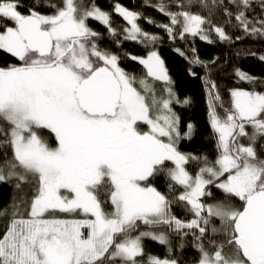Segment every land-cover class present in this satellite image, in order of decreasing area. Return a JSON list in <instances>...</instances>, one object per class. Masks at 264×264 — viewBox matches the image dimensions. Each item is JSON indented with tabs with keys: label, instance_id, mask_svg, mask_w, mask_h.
<instances>
[{
	"label": "snow or ice",
	"instance_id": "1",
	"mask_svg": "<svg viewBox=\"0 0 264 264\" xmlns=\"http://www.w3.org/2000/svg\"><path fill=\"white\" fill-rule=\"evenodd\" d=\"M253 3L199 0L207 16L185 10L194 0L153 6L169 17L158 26L170 39L188 34L212 43V33L233 40L210 19L217 9L245 35L264 37V0L259 18L248 15ZM21 7L19 0H0V20L11 24L0 23V50L18 61L0 66V183L14 182L17 190L26 183L32 195L0 209L7 217L0 264H184L172 255V236L180 249L191 238L195 264H264V90H257L264 77L234 68L237 82L250 87L230 88L225 107L208 79L218 58L194 55L190 63L206 70L218 155L184 153L179 141L190 139L195 126L182 133L173 104L191 99L179 98L159 53L124 54L146 69L138 78L121 67L119 54L101 47V33L88 23L106 26L116 45L122 37L150 48L161 37L142 29V13L119 3L105 11L96 0H34L27 14ZM113 14L127 27H113ZM190 161L198 165L195 174L186 167ZM160 175L167 194L153 184ZM174 203L191 218L173 214ZM145 238L167 246L168 254H147Z\"/></svg>",
	"mask_w": 264,
	"mask_h": 264
},
{
	"label": "trees",
	"instance_id": "2",
	"mask_svg": "<svg viewBox=\"0 0 264 264\" xmlns=\"http://www.w3.org/2000/svg\"><path fill=\"white\" fill-rule=\"evenodd\" d=\"M19 2L23 5V7L19 9L22 13H27L28 9L34 4V0H19ZM38 2L42 5L50 3L58 4L59 0H38ZM160 2L161 0H96V4L105 11L111 12L112 5L119 3L131 10L142 13L143 16L138 20L142 29L161 37V39L150 48H146L143 44H140L137 41L123 40L122 37H120L121 43L116 45L113 43V37L108 34L106 26L91 18L88 23L91 28L101 33V39L99 41L101 47L110 49L119 54L121 56V67L126 71L135 74L138 78L144 76L146 72L145 68L138 61H134L124 54L129 53L132 56H146L147 52L153 49L159 53L165 62L169 76L174 82L173 88L179 98L181 100L184 98L191 99V103L188 105L173 104L174 111L180 117L181 132L183 133L187 130L186 126L189 123L195 126L194 133L190 139L184 138L179 141V150L184 153L195 154L198 156L206 155L210 160H214L218 155V150L216 148V134L211 127L209 117V96L204 79L206 70L201 65L191 64L190 61L194 55L198 56L203 61H212L213 59L218 58L215 65H209L211 71L208 75V79L216 82L217 89L220 92L222 99L225 101L224 106L228 107V90L230 88L240 86L247 89L250 87L246 82H237L236 75L233 71L234 68H240L256 77H264V62L258 58L259 56L264 55V37L245 35L241 29L234 27L236 23L235 20L231 23H226L227 18L225 17L223 10L217 9L210 19L213 24L225 28V31L233 37L231 42L220 41L214 33L210 35V39L213 41L212 43L201 40L198 36L193 37L188 34L185 35L184 39H170L164 29L158 26L159 24L169 22V17L164 13L159 12L158 9L153 6ZM176 2L179 3L181 0H176ZM227 2L228 0H225V4H227ZM84 3H89V0H84ZM163 3L173 4V0H163ZM198 4L199 0H194V5L185 10L207 16L208 11L199 7ZM259 5L260 0H254L253 8L248 13L250 17L255 16L259 18L261 12ZM36 10L44 14H50L52 11L48 7H38ZM170 10L178 11L179 9L173 6ZM232 11H235V9L233 8ZM144 17H148L156 23L150 24L144 19ZM112 21L113 27H127L126 22L118 14L112 15ZM0 23L9 24V26H11L10 22L7 20H0ZM236 36H241L242 39L236 40ZM193 48L196 50L195 53L192 52ZM177 49L180 51L178 52ZM181 52H183L184 55H181ZM252 53H255V55H252ZM17 62L18 61L10 54L0 50V66ZM190 69L191 72L196 73V75H192L189 71ZM157 84V89H159L161 84L159 82ZM257 90H264V87L257 85ZM217 111L219 112L220 109L218 108ZM241 142L245 141L242 139ZM9 155H11V153H9ZM186 167L192 174H195L198 165L195 164V162L190 161ZM153 184L160 191L167 194L168 190L163 175L157 176L153 180ZM180 190L181 189H177L176 194H179ZM20 191V189H15L14 182L0 183V209L11 205L13 198L15 197L17 199ZM22 191L28 193L29 190H25L23 186ZM31 195L32 194L30 193L29 199L31 198ZM215 197L220 198V192L218 190ZM172 211L173 214L179 218H186L182 204H173ZM6 222V216L0 217V230L3 229ZM141 229L145 230L143 228ZM170 238H174L173 256L178 258H180L179 255L182 256L185 260L180 259L184 264H191L194 258L197 260V255H199V253L193 246L191 238H186L184 240L185 246L183 249L175 246L178 237L172 236ZM143 244L147 254L159 256L161 258L168 254L165 246L158 241L144 239ZM193 262L195 261L193 260Z\"/></svg>",
	"mask_w": 264,
	"mask_h": 264
},
{
	"label": "rangeland",
	"instance_id": "3",
	"mask_svg": "<svg viewBox=\"0 0 264 264\" xmlns=\"http://www.w3.org/2000/svg\"><path fill=\"white\" fill-rule=\"evenodd\" d=\"M26 14V13H25ZM92 19V18H91ZM146 70V69H145ZM157 85L158 84H156V87H157ZM23 186H24V188H25V190H28L27 189V187H28V184H26V183H24V184H22L21 185V188H20V192H19V194H18V196H17V199H16V201L17 202H19V200H20V198L21 197H25L26 199H29V197H30V191H28V193L27 192H25V191H22V188H23ZM32 194V193H31ZM175 205H180L179 203H174ZM11 211V209L9 208V212ZM191 215V214H190ZM142 230V229H141ZM146 240H151V239H148V238H145ZM172 239V241L174 242V238H171ZM175 245V244H174ZM165 246V245H164ZM165 249L167 250V246H165ZM174 250V249H173ZM172 255H173V253H172ZM199 255H197V257H198ZM179 257L181 258V259H183V257L182 256H180L179 255ZM198 259V258H197ZM183 260H185V259H183ZM194 261H196V258H194L193 259ZM193 260H192V263L191 264H195V262H193Z\"/></svg>",
	"mask_w": 264,
	"mask_h": 264
},
{
	"label": "flooded vegetation",
	"instance_id": "4",
	"mask_svg": "<svg viewBox=\"0 0 264 264\" xmlns=\"http://www.w3.org/2000/svg\"><path fill=\"white\" fill-rule=\"evenodd\" d=\"M166 166H167V167H170V166L172 167L173 164H172L171 162H166ZM27 189L32 193V189L30 188V186H28ZM177 189H181L180 191H182V188H177ZM210 191L212 192V196L215 197V194H216V192H217V189H215V188H210ZM208 202H212V200L209 199ZM184 211H185V209H184ZM184 214H186V218H189V219L191 218L190 213H186V211H185Z\"/></svg>",
	"mask_w": 264,
	"mask_h": 264
},
{
	"label": "bare ground",
	"instance_id": "5",
	"mask_svg": "<svg viewBox=\"0 0 264 264\" xmlns=\"http://www.w3.org/2000/svg\"><path fill=\"white\" fill-rule=\"evenodd\" d=\"M27 14V13H26Z\"/></svg>",
	"mask_w": 264,
	"mask_h": 264
}]
</instances>
